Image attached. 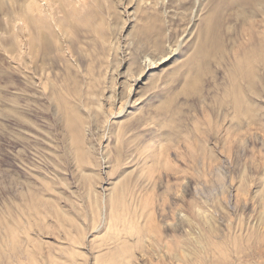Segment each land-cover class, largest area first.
Masks as SVG:
<instances>
[{
    "label": "rangeland",
    "instance_id": "rangeland-1",
    "mask_svg": "<svg viewBox=\"0 0 264 264\" xmlns=\"http://www.w3.org/2000/svg\"><path fill=\"white\" fill-rule=\"evenodd\" d=\"M25 3L0 0V264H264V0H86L17 61Z\"/></svg>",
    "mask_w": 264,
    "mask_h": 264
},
{
    "label": "bare ground",
    "instance_id": "bare-ground-1",
    "mask_svg": "<svg viewBox=\"0 0 264 264\" xmlns=\"http://www.w3.org/2000/svg\"><path fill=\"white\" fill-rule=\"evenodd\" d=\"M85 4L86 0H26L23 11L17 19L18 25L16 26V32L13 34V42L11 43L12 49L15 51L14 59L17 61L26 57L34 60L38 59L41 50L43 51L47 49L49 44H56L54 31L61 28L62 24L69 20L67 17L70 15H78L82 11L81 9L85 7ZM60 13L61 18L57 16V14ZM164 59L165 58L156 63L154 62L152 65H160L165 61ZM135 82L131 84L128 95L121 103L122 111L117 114V116H120V114L125 112L130 107L129 96ZM131 115L132 114L127 116L125 120L130 119ZM78 120L79 117L77 115L70 117V127L74 126ZM160 154L162 155V151ZM9 230L11 231L10 227ZM151 243H153V241ZM155 243L156 244L154 245L159 244V247L162 243L167 246L181 248L188 244L197 243V240L194 238L174 241L157 239ZM158 246H156V248ZM163 251L159 250V252H156V257L154 260L150 259V262L162 264L168 258V262H172V264H182V259H177V257L174 256L169 257V252L166 253Z\"/></svg>",
    "mask_w": 264,
    "mask_h": 264
}]
</instances>
